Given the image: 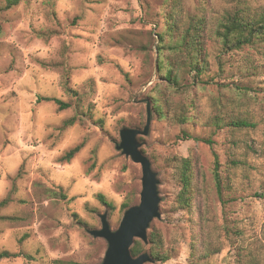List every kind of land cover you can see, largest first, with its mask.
Returning a JSON list of instances; mask_svg holds the SVG:
<instances>
[{"label":"rangeland","instance_id":"1","mask_svg":"<svg viewBox=\"0 0 264 264\" xmlns=\"http://www.w3.org/2000/svg\"><path fill=\"white\" fill-rule=\"evenodd\" d=\"M235 13L264 16V0H0V251L16 254L0 264L103 262L107 243L89 231L104 213L115 231L139 204L140 165L116 146L122 129L143 130L147 108L136 140L158 180L159 218L146 242L133 240L137 256L264 264V37L222 48L216 32ZM198 21L197 74L183 39ZM240 120L254 127L229 125Z\"/></svg>","mask_w":264,"mask_h":264},{"label":"trees","instance_id":"2","mask_svg":"<svg viewBox=\"0 0 264 264\" xmlns=\"http://www.w3.org/2000/svg\"><path fill=\"white\" fill-rule=\"evenodd\" d=\"M18 0H7V7L13 6L17 4ZM258 17L251 16L249 14H243V13H235L232 15H228L224 18L223 23L220 25V29L216 32L217 37L221 40L222 48L225 49H238L241 48L244 45H250L254 39L264 37V16ZM200 21L196 23L193 27L190 29L188 28L185 32V37L183 39L184 46H187V49L193 50L191 53L194 61L193 62V70H195V73H200V68L198 64V51L194 50L197 49L199 46V42L197 41L199 36L196 35V31L200 30ZM189 30H194V33H191ZM160 41H162L161 38H159ZM164 77L168 83H171L172 85H177V81L175 76L172 74L171 70H168L165 72ZM40 101H46V102H52L55 105L58 106L59 110L65 109L67 107V104L61 102L58 99L55 98H43V97H37V102ZM71 124V120L69 121ZM233 128L241 129V128H253L254 124L249 123L245 120L240 121H234L231 124H229ZM183 137H189L185 134L182 135ZM196 141H201L203 143H206L208 145H211L210 140H202L199 138H193ZM80 150V145L75 146L68 150L66 153L63 154V156L60 158V161L68 162L70 161L75 154L78 153ZM211 156H212V176L214 181V187L216 191V195L219 200H221L222 192H223V183H222V177L220 173V163L218 160V156L216 152L211 149ZM191 165L190 161L185 159L183 160V165L181 167V172L179 175V181L181 184V189L179 192V201L183 203L184 205H189L190 200V187L192 186L191 182ZM191 185V186H190ZM97 199L104 205L110 206L108 204L103 196L98 195ZM123 208H127L125 204L122 205ZM125 212V211H124ZM130 253L132 256H137L139 254L138 250L135 248V246H132L130 248ZM16 254L9 253L7 251H0V259H8V258H15ZM152 259L159 261L160 263H164L167 258L166 256H159L155 255L152 257ZM52 264H81L77 262L72 261H53Z\"/></svg>","mask_w":264,"mask_h":264},{"label":"water","instance_id":"3","mask_svg":"<svg viewBox=\"0 0 264 264\" xmlns=\"http://www.w3.org/2000/svg\"><path fill=\"white\" fill-rule=\"evenodd\" d=\"M149 122L147 108L146 124L142 131L124 128L119 133L120 143L116 149L121 150L122 154L140 165L141 191L139 204L125 210L115 231L110 229L105 213L99 216L101 228L89 231L92 237L104 239L107 243L101 264H145L150 261L146 253L137 257H132L130 253L133 240L139 239L146 242V229L153 219L159 218L158 180L151 170L150 162L139 150L140 145L136 140L138 135L147 134Z\"/></svg>","mask_w":264,"mask_h":264}]
</instances>
